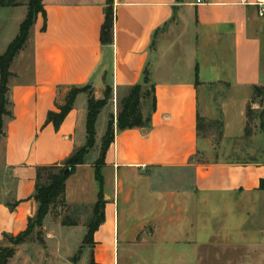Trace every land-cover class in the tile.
Wrapping results in <instances>:
<instances>
[{
    "label": "crops",
    "instance_id": "crops-1",
    "mask_svg": "<svg viewBox=\"0 0 264 264\" xmlns=\"http://www.w3.org/2000/svg\"><path fill=\"white\" fill-rule=\"evenodd\" d=\"M15 1L0 5V54L27 13L22 8L28 1ZM108 1L42 0L43 12L27 40L29 62H23L21 49L11 63L10 115L3 117L0 137L6 177L0 186V240L4 233L23 232L36 212L35 167L60 163L86 143V93L76 96L57 130L46 123L68 87L89 84L100 99L107 84L117 97L147 70L155 95L150 126L115 128L105 152L104 221L92 235L95 263L114 256L120 236L130 245L127 253L138 241L152 242L158 257L161 243L203 242L220 248L217 258L231 250L236 264H245L244 257L246 264H264V190L258 187L264 160H196L198 117L222 123V142L241 140L254 86L264 88V0H110L112 32L103 42ZM105 110L112 113L110 102L96 119L94 146ZM97 157H88L67 178L68 206L93 210ZM244 244L254 252L237 255Z\"/></svg>",
    "mask_w": 264,
    "mask_h": 264
},
{
    "label": "rangeland",
    "instance_id": "rangeland-1",
    "mask_svg": "<svg viewBox=\"0 0 264 264\" xmlns=\"http://www.w3.org/2000/svg\"><path fill=\"white\" fill-rule=\"evenodd\" d=\"M26 4L28 0H19ZM27 10L26 7L22 11ZM25 54H23V62H29L30 42L27 41L23 46ZM21 64H17L19 68ZM17 77H25L18 75ZM217 89H222L217 87ZM142 92L146 94V100L141 105V110L147 113L150 108L151 96L149 95V86L144 84ZM125 91H118L117 97L112 91L111 98L108 102L113 106V119L116 122L118 113V103L120 96ZM206 102V92L202 88L199 92V103L202 109ZM9 106H6L8 109ZM248 124L246 126L249 135L238 141L222 142L220 140V129L214 121H204L200 131V150L197 152L196 160L209 162L211 160H236L237 162H251L264 160V89L261 95L255 97L249 104ZM110 114V113H109ZM109 114L107 110L100 116L97 124V142L96 145L86 154L85 158L98 156L101 146V137L105 127L106 119ZM210 147H213L211 151ZM5 172L0 167V186L3 183ZM97 190V187H96ZM120 212V211H119ZM55 215H51L47 220L43 221L41 227L33 226L31 232L25 236L24 240L15 247V254L11 258L9 264H96L92 256V242L85 240L87 233V223L91 219L92 210L88 207H71L65 206L57 208ZM67 215L68 220H75V225H62L61 219ZM67 220V219H66ZM198 234V233H196ZM17 236V235H10ZM2 244L7 245L8 239L0 240ZM9 245V244H8ZM125 242L118 237L116 251L110 255L107 262L104 264H236V259L233 258L235 252L226 250L221 257H216V252L221 253L220 248L216 249L210 245H205L203 242L197 243H161L160 256L154 248L152 242H136L131 245L129 256ZM153 247V248H152ZM254 246L244 244L238 251L239 256H245L250 251L254 252ZM209 249V250H208ZM209 251V252H208ZM206 253L211 256L207 259ZM247 257V256H246ZM246 264L247 258H243ZM239 260V259H238ZM160 261V263H159ZM209 261V262H208ZM260 261V260H259ZM261 264V263H260Z\"/></svg>",
    "mask_w": 264,
    "mask_h": 264
},
{
    "label": "trees",
    "instance_id": "trees-1",
    "mask_svg": "<svg viewBox=\"0 0 264 264\" xmlns=\"http://www.w3.org/2000/svg\"><path fill=\"white\" fill-rule=\"evenodd\" d=\"M15 0H0L1 6L15 5ZM43 12L42 0H28L27 13L24 20L21 22L18 34L8 44L6 50L0 54V137L3 133V117L9 116L10 111L6 108L9 105L7 99L8 92V79L12 75L10 66L16 55L19 53L28 40L30 29L35 21L38 13ZM105 21L101 27V39L103 42H107L111 38L112 26H113V14L111 8V1L109 0L105 9ZM147 84L149 86V95L151 96L150 108L147 113L141 110L143 101L146 100V94L142 92V86ZM263 87L254 86L253 99L255 96H259L263 92ZM122 91H125L118 103V113L116 122H114L113 114L108 116L107 128L102 137L100 151L98 157L95 159L94 176L98 183V197L97 201L93 205L92 217L87 223V233L84 237L85 240H91L92 235L98 226L104 221V204L103 199V185L104 178L102 175V167L104 165V156L109 144L113 141L115 128L117 130H124L130 128H148L150 126L151 112L155 108V95L154 86L150 82L148 71L144 72L142 81L134 85L124 87ZM87 94L88 113L86 119V143L84 146L76 148L67 158L62 162L52 165H38L35 167V188L32 195L35 203L37 204L36 212L32 218L28 220L26 229L17 234V236H10V234L4 233L2 236L4 239L9 240V245L2 244L0 241V264H9L11 258L15 254V247L22 242L27 236L34 225L41 227L45 216L50 213L55 215L57 208H63L67 206L65 202V182L67 178L74 172L75 167L79 164L86 163V154L94 147L96 128L95 123L100 110L108 103L112 95V87L105 85L103 97L96 99L91 85L83 86H69L63 104H57L58 111H49L46 117V123H52L57 130L64 120L65 116L72 109L74 100L79 93ZM249 106V105H248ZM246 108V117L248 120L249 107ZM206 121L202 117H198L197 127L200 132L203 122ZM219 126V135L222 136V123L220 121H214ZM248 121L246 123V126ZM249 135L247 128L244 131L242 138ZM241 138V139H242ZM257 162V161H252ZM69 168V171L65 173V169ZM259 189L264 190V178L259 181ZM67 215L61 219L62 225H75L76 221L68 220ZM67 219V220H66Z\"/></svg>",
    "mask_w": 264,
    "mask_h": 264
},
{
    "label": "built area",
    "instance_id": "built-area-1",
    "mask_svg": "<svg viewBox=\"0 0 264 264\" xmlns=\"http://www.w3.org/2000/svg\"><path fill=\"white\" fill-rule=\"evenodd\" d=\"M205 0H196V3H203Z\"/></svg>",
    "mask_w": 264,
    "mask_h": 264
},
{
    "label": "water",
    "instance_id": "water-1",
    "mask_svg": "<svg viewBox=\"0 0 264 264\" xmlns=\"http://www.w3.org/2000/svg\"><path fill=\"white\" fill-rule=\"evenodd\" d=\"M69 171V168L65 169V173H67Z\"/></svg>",
    "mask_w": 264,
    "mask_h": 264
}]
</instances>
